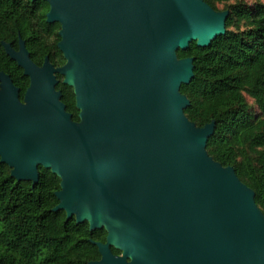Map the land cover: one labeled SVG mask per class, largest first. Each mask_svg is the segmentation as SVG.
<instances>
[{"label":"water","instance_id":"1","mask_svg":"<svg viewBox=\"0 0 264 264\" xmlns=\"http://www.w3.org/2000/svg\"><path fill=\"white\" fill-rule=\"evenodd\" d=\"M45 1L47 21L61 24L63 65L48 56L38 65L21 37L18 49L2 42L30 78L22 100L0 71V158L11 175L34 187L39 166L51 169L61 179L54 210L107 231L89 264H264L255 191L209 155L215 122L190 121L180 92L194 64L177 51L225 34L229 10L204 0Z\"/></svg>","mask_w":264,"mask_h":264},{"label":"trees","instance_id":"2","mask_svg":"<svg viewBox=\"0 0 264 264\" xmlns=\"http://www.w3.org/2000/svg\"><path fill=\"white\" fill-rule=\"evenodd\" d=\"M217 11L229 10L226 32L209 46L191 42L179 58L192 57L194 76L180 92L189 105L185 115L196 126L212 121L215 129L206 150L223 166H232L239 179L255 191L264 213V0H204ZM45 0H0V71L8 73L23 100L30 85L24 69L6 52L2 42L19 48L25 40L31 58L42 65L48 56L55 67L66 62L58 47L59 22L49 23ZM57 89L73 120L79 121L74 89L57 74ZM40 178L18 181L0 158V264H89L99 260L97 241L107 231L90 230L87 221L68 219L55 192L61 179L39 166ZM116 254L121 250L112 247Z\"/></svg>","mask_w":264,"mask_h":264},{"label":"rangeland","instance_id":"3","mask_svg":"<svg viewBox=\"0 0 264 264\" xmlns=\"http://www.w3.org/2000/svg\"><path fill=\"white\" fill-rule=\"evenodd\" d=\"M250 4L253 3L256 0H247Z\"/></svg>","mask_w":264,"mask_h":264}]
</instances>
